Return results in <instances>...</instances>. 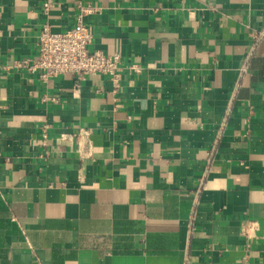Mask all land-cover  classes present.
Segmentation results:
<instances>
[{"label": "crops", "instance_id": "obj_1", "mask_svg": "<svg viewBox=\"0 0 264 264\" xmlns=\"http://www.w3.org/2000/svg\"><path fill=\"white\" fill-rule=\"evenodd\" d=\"M78 1L116 92L13 67ZM42 2L0 0V264H264V0Z\"/></svg>", "mask_w": 264, "mask_h": 264}, {"label": "built area", "instance_id": "obj_2", "mask_svg": "<svg viewBox=\"0 0 264 264\" xmlns=\"http://www.w3.org/2000/svg\"><path fill=\"white\" fill-rule=\"evenodd\" d=\"M54 6V0H43L42 2V9L45 13ZM75 8V20L72 26L64 31H53L48 23H44L37 35L35 55L13 61V67L36 75L43 82L58 75H71L75 79V88L87 75L105 74L109 77L112 91L116 92L121 79V54L119 52L105 54L99 50H89L91 32L87 19L96 12L97 7L78 1ZM263 35V31L254 34L252 36L254 42L257 43ZM3 68L8 69L9 66L4 65ZM128 68L136 72L140 69L137 64H130ZM247 69L248 58L246 57L239 69L240 76L246 73ZM46 99L44 97V100ZM225 124L226 117L219 124L216 139L221 136ZM47 128V124L40 127L43 145H46L48 140ZM46 153L45 151V155ZM199 186L203 187L202 180L199 181ZM251 229L252 222H249L242 230L243 234H248ZM183 264L186 262L184 261Z\"/></svg>", "mask_w": 264, "mask_h": 264}]
</instances>
